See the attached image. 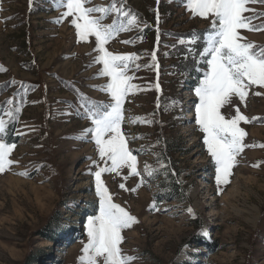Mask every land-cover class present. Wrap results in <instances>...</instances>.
<instances>
[{"label": "rangeland", "instance_id": "374dc122", "mask_svg": "<svg viewBox=\"0 0 264 264\" xmlns=\"http://www.w3.org/2000/svg\"><path fill=\"white\" fill-rule=\"evenodd\" d=\"M32 1L0 0V66L6 69L0 71V117L7 120L9 108H20L6 136L15 144L11 158L18 163L0 174V264H80L84 225L99 205L91 174L96 168L89 166L103 164L90 135L80 136L91 126L83 112L88 99H110L94 87L107 78L97 75L94 37L78 42L70 17L55 22L65 10L61 0ZM122 2L141 23L107 47L137 54L142 65L129 71L140 90L126 99L122 127L141 172L145 163L158 169L145 175L147 182L136 192L119 184L131 189L139 177L102 175L114 202L139 221L122 233L124 253L137 257L132 264H264V148L245 149L230 183L218 192L195 125L194 89L206 70L198 53L204 45L201 40L191 54L193 45L180 41L190 40L193 30L202 33L210 20L191 16L186 0ZM248 7L264 12V3ZM104 22L111 23V16ZM261 22L264 16L254 21ZM242 34L264 45V31ZM257 91L264 89H252ZM8 99L14 103L8 105ZM236 103L245 115L264 117V95L250 94L246 107ZM129 117L151 123H129ZM241 126L246 143L264 144V119ZM25 170L28 176L16 174ZM172 176L184 193L168 189L166 178ZM154 200L159 211L149 207Z\"/></svg>", "mask_w": 264, "mask_h": 264}, {"label": "snow or ice", "instance_id": "6c2138e0", "mask_svg": "<svg viewBox=\"0 0 264 264\" xmlns=\"http://www.w3.org/2000/svg\"><path fill=\"white\" fill-rule=\"evenodd\" d=\"M257 2L264 3V0H186L185 3L191 16L210 20L202 33L193 30L190 40H181L180 43L193 45L189 52L195 54L194 46L203 41V50L198 55L205 61L206 70L194 89L198 98L195 103V125L203 134V144L215 168L218 192L222 190L221 185L230 183L233 169L245 149L264 148V144L246 143L248 134L241 126L242 123L250 124L264 117H249L236 103L238 101L239 105L246 107L250 94L264 95V92H252L254 87L264 89V45L250 41L242 34V30L264 31V22L254 23L264 16V12L248 7ZM61 6L65 10L55 20L56 23L70 17L69 23L75 29L78 42L94 37L97 55L93 62L101 65L97 75L107 78L106 84L94 87L110 98L106 102L88 99L84 106L83 116L90 121L91 126L83 129L80 136L86 138L90 135L103 164L101 166L97 161H92L89 166L96 168L91 174L95 179L99 205L96 213L87 217L84 225L87 240L83 242L78 261L80 264H132L137 257L124 253L122 244L125 238L122 233L139 223L138 218L114 202L113 193L106 186L102 175L114 174L125 181L129 177H139V183L131 189L125 183L119 184L120 189L136 192L147 182L145 175L150 178L158 171L145 163L141 172L137 156L129 147V137L122 127L126 122V99L134 94V90H140L139 85L132 83L135 77L129 75L133 66L136 69L142 67L136 63L140 57L135 53H115L107 47L119 33L139 28L141 22L130 10L125 11L122 0L95 5L92 0H61ZM109 16L111 23H105ZM152 61L155 64V52L152 53ZM0 71L6 69L0 66ZM155 87L159 90L158 84ZM6 103L12 105L14 101L8 99ZM233 109L234 115L231 114ZM19 112V107L9 108L5 112L8 119L0 117V174L10 171L18 163L11 158L15 144L8 143L6 136L10 122L17 119ZM137 121L151 123L138 117L127 118L129 123ZM252 166L260 165L257 163ZM124 170H127L126 175ZM16 174L29 175L27 170ZM149 207L159 211L155 200ZM187 211L194 216L190 207Z\"/></svg>", "mask_w": 264, "mask_h": 264}, {"label": "trees", "instance_id": "16d2710c", "mask_svg": "<svg viewBox=\"0 0 264 264\" xmlns=\"http://www.w3.org/2000/svg\"><path fill=\"white\" fill-rule=\"evenodd\" d=\"M33 3H35V0L32 1ZM168 175V174H167ZM169 176V175H168ZM171 176V175H170ZM171 178V179H169ZM166 181L168 183V189L172 192H177V193H184V189L180 186V184L175 180L173 179V176L172 177H167L166 178Z\"/></svg>", "mask_w": 264, "mask_h": 264}]
</instances>
